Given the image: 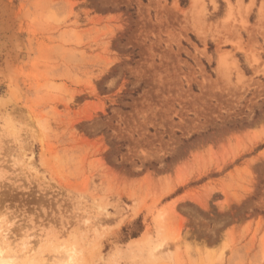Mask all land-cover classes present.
Returning <instances> with one entry per match:
<instances>
[{"label": "rangeland", "instance_id": "374dc122", "mask_svg": "<svg viewBox=\"0 0 264 264\" xmlns=\"http://www.w3.org/2000/svg\"><path fill=\"white\" fill-rule=\"evenodd\" d=\"M0 3V258L264 264V0Z\"/></svg>", "mask_w": 264, "mask_h": 264}, {"label": "bare ground", "instance_id": "6f19581e", "mask_svg": "<svg viewBox=\"0 0 264 264\" xmlns=\"http://www.w3.org/2000/svg\"><path fill=\"white\" fill-rule=\"evenodd\" d=\"M197 1V0H196ZM12 2V1H11ZM195 3V2H194ZM196 4V3H195ZM14 5V4H13ZM16 5V4H15ZM20 6V5H19ZM194 6V5H193ZM196 6V5H195ZM20 8V7H18ZM20 11V10H19ZM25 12V11H24ZM22 13V12H20ZM20 13H17L14 8L7 4H1L0 3V56H2L4 59H2V65L7 66L9 65V62L13 60V56L15 55V51L17 48V42H16V36L17 32L20 29L21 24V17ZM23 14V13H22ZM26 14H29L26 12ZM25 15V13L23 14ZM26 16V15H25ZM23 16V18L25 17ZM26 19V18H25ZM27 21V20H26ZM29 25V24H28ZM18 41V40H17ZM20 45V44H19ZM23 50V49H22ZM20 57V56H19ZM23 62V61H22ZM1 63V62H0ZM18 64V63H17ZM23 63H21L22 65ZM14 65V64H13ZM22 67V66H21ZM12 68H14L12 66ZM20 68V67H19ZM9 68V73H10ZM16 70V69H15ZM7 71V70H6ZM1 72V70H0ZM2 73V72H1ZM4 73V72H3ZM2 73V74H3ZM8 73V74H9ZM13 74V73H12ZM11 74V75H12ZM6 75V74H5ZM2 78L6 79L8 76L3 77L4 75H1ZM0 76V78H1ZM12 77V76H11ZM4 79V80H5ZM10 79V77H9ZM12 82V81H11ZM4 83V82H3ZM9 83V82H8ZM7 84V81H6ZM10 85V84H9ZM8 89H10V86L6 85ZM1 87V86H0ZM12 88V87H11ZM0 264H9L5 261V259L0 258Z\"/></svg>", "mask_w": 264, "mask_h": 264}]
</instances>
